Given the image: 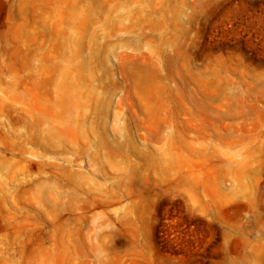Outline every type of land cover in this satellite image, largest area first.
Returning a JSON list of instances; mask_svg holds the SVG:
<instances>
[{"label":"rangeland","instance_id":"374dc122","mask_svg":"<svg viewBox=\"0 0 264 264\" xmlns=\"http://www.w3.org/2000/svg\"><path fill=\"white\" fill-rule=\"evenodd\" d=\"M0 264H264V0H0Z\"/></svg>","mask_w":264,"mask_h":264}]
</instances>
